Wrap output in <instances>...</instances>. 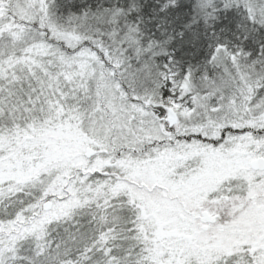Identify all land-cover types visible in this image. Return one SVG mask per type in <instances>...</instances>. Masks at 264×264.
<instances>
[{
    "label": "snow or ice",
    "instance_id": "obj_1",
    "mask_svg": "<svg viewBox=\"0 0 264 264\" xmlns=\"http://www.w3.org/2000/svg\"><path fill=\"white\" fill-rule=\"evenodd\" d=\"M0 264H264V0H0Z\"/></svg>",
    "mask_w": 264,
    "mask_h": 264
}]
</instances>
